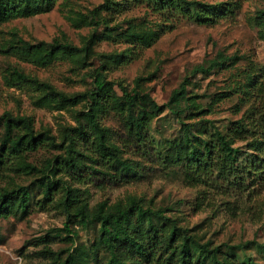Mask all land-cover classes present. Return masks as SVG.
<instances>
[{
  "label": "rangeland",
  "instance_id": "1",
  "mask_svg": "<svg viewBox=\"0 0 264 264\" xmlns=\"http://www.w3.org/2000/svg\"><path fill=\"white\" fill-rule=\"evenodd\" d=\"M122 1L121 10L101 8L94 13V18L101 22L93 42L88 37L94 24L77 19L86 15L89 20L92 10L103 0H53L32 15L0 22V136L4 130L1 116L4 111L28 116L34 129L47 131L55 144H42L29 151L27 160L44 167L51 159L52 166L57 167L55 171L46 167L43 171L9 170L1 179L9 185H26L29 200L25 210L0 217V264L45 260L38 252L43 245L38 238L46 233L52 235L53 248L68 247L67 252L76 255L75 264H107L109 254L91 248L99 234L96 221L83 225L75 221L72 227L77 235L72 244L60 229L65 220L60 184L72 187L89 208L101 200L108 204L125 203L134 196L143 205L175 217L178 224L187 227L201 241L241 245L249 240L246 247H239L240 255L251 254L256 261L264 263V249L256 244L264 242V174L258 183L247 180L243 189L224 183L191 185L184 180L179 166L160 159V144L175 137L180 127L173 112L165 108L153 117L146 141L137 143L126 126L125 113L109 108L98 118L105 127L106 142L117 145L119 155L131 161L136 169L133 175L113 177L110 175L113 167L106 160L108 154L101 155L104 150L98 149L93 140L95 132L86 115L87 98L62 100L31 80H17L11 75L17 69L70 96L91 90L94 71L98 69L106 79L114 81L118 94L122 92L118 82L131 90L139 78L140 91L148 92L158 103L165 102L187 77V93H197L193 99L204 108L199 114L188 110L182 114L187 121L204 118L194 129H203L205 117L224 128L247 113L248 102L243 98L245 70L255 69L254 78L264 81V0H240L234 15L213 24L171 17L141 0ZM129 22L131 31H155L148 45L131 46L119 35ZM107 32L111 36H105ZM54 38L65 39L79 49L59 53L44 63L24 57L22 40L35 43ZM122 51L127 55L126 62H117L109 55ZM218 52L235 58L225 66L193 72L196 64L208 61ZM209 104L212 111L205 113ZM76 125L85 128L84 136L71 129ZM70 139L80 149V154H74L72 167L61 158L67 153ZM235 145L239 159L252 150L246 141H237ZM43 173H49L59 183L53 190V199L41 206L43 190L39 180Z\"/></svg>",
  "mask_w": 264,
  "mask_h": 264
},
{
  "label": "trees",
  "instance_id": "2",
  "mask_svg": "<svg viewBox=\"0 0 264 264\" xmlns=\"http://www.w3.org/2000/svg\"><path fill=\"white\" fill-rule=\"evenodd\" d=\"M53 0H0V22L21 16L32 15L49 5ZM154 9L163 11L168 16L192 19L203 24H213L221 18L232 16L240 7V0H141ZM122 0H103L96 6L86 20L82 15L77 21L93 23V30L89 34V42L97 38L96 28L100 19L94 18L101 8L105 10H121ZM264 16V14H263ZM264 28V27H263ZM128 24L124 31L119 32L131 46H145L153 39L155 31L141 29L131 31ZM151 32V33H149ZM111 36L110 32L104 33ZM21 48L24 57L35 62H48L59 53H68L78 50L65 39L54 38L51 41L31 43L22 40ZM82 48H85L82 47ZM117 62H126L123 51L109 54ZM235 56L218 52L217 56L208 61L196 64L193 72H207L212 68L222 67L231 62ZM255 69H247L244 73V99L248 102L247 113L230 121L224 128L214 123L211 118L205 117L203 129H194L196 123L204 120L187 121L182 114L188 110L199 114L204 108L193 99L197 93H187V77L179 86L172 90L170 97L158 103L148 92L138 88L139 82L128 90L126 85L118 82L121 94L114 89V81L106 79L101 70L95 69L93 88L91 90L67 96L57 91L50 83L39 81L37 78L13 69L11 75L17 80H31L47 88L50 93H56L62 100H75V97L87 98L89 112L86 113L89 125L94 129V142L98 149H103L101 155L108 154L107 161L113 167L110 173L113 177L133 175L136 172L131 161L122 158L118 147L112 142H106L105 127L99 122V115L109 108L125 113L126 126L132 133L135 142L144 143L148 134V127L153 117L168 108L176 115L180 122L175 137L166 139L160 144V155L163 163L174 164L181 168L184 180L191 184H207L210 186L224 183L228 187L243 189L247 180L250 183L261 181L264 174V81L255 79ZM43 100L47 97L40 96ZM210 104L205 107V113L211 112ZM3 132L0 136V217L17 214L26 209L29 200V191L24 184L2 183L9 170L29 172L49 169L55 171L51 159L44 167H39L27 160V153L35 150L42 144H55L53 136L47 131H36L30 118L26 115H13L9 111L2 113ZM83 136L86 130L82 125L71 127ZM237 141H246L252 150L245 158L239 159ZM71 139L66 145L67 153L61 158L67 166L74 165V154H80V149L73 146ZM57 158V157H56ZM52 166V167H51ZM104 171V170H103ZM43 195L41 206L53 199V190L59 181L51 178L50 174L43 173L39 180ZM64 192L61 201L65 220L60 228L69 239L70 244L77 235L72 227L75 221L85 224L96 221L99 224L97 239L91 244L95 251L103 250L109 254L107 264H264L256 261L251 254L242 257L239 247H246L251 241L241 245L221 242L213 244L201 241L187 227L178 224L177 219L162 210L145 206L139 198L130 196L125 203L115 202L108 204L101 200L94 207L89 208L86 202H81L74 189L60 184ZM52 235L46 233L38 242L43 243L38 251L43 261L27 264H75L77 257L67 252L68 247L53 248L50 245ZM264 249V242L256 243ZM67 252V253H66Z\"/></svg>",
  "mask_w": 264,
  "mask_h": 264
}]
</instances>
